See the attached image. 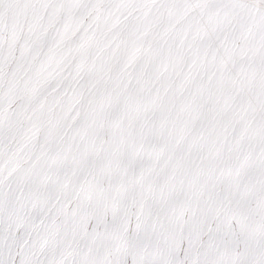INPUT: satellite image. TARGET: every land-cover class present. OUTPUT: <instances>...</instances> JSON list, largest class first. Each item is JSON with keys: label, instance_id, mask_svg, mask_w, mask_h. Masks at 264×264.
Segmentation results:
<instances>
[{"label": "snow or ice", "instance_id": "snow-or-ice-1", "mask_svg": "<svg viewBox=\"0 0 264 264\" xmlns=\"http://www.w3.org/2000/svg\"><path fill=\"white\" fill-rule=\"evenodd\" d=\"M0 264H264V0H0Z\"/></svg>", "mask_w": 264, "mask_h": 264}]
</instances>
